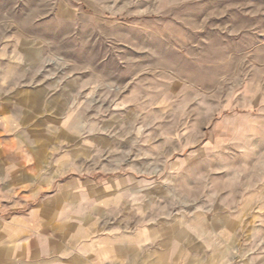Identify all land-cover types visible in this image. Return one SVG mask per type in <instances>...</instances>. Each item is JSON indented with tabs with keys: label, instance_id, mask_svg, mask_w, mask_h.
I'll return each mask as SVG.
<instances>
[{
	"label": "rangeland",
	"instance_id": "obj_1",
	"mask_svg": "<svg viewBox=\"0 0 264 264\" xmlns=\"http://www.w3.org/2000/svg\"><path fill=\"white\" fill-rule=\"evenodd\" d=\"M0 97L81 215L264 264V0H0Z\"/></svg>",
	"mask_w": 264,
	"mask_h": 264
},
{
	"label": "crops",
	"instance_id": "obj_2",
	"mask_svg": "<svg viewBox=\"0 0 264 264\" xmlns=\"http://www.w3.org/2000/svg\"><path fill=\"white\" fill-rule=\"evenodd\" d=\"M9 105L0 97V264H215L214 249L204 242L159 236L152 244L150 231L140 236L102 216L81 215L80 180L68 190L66 183L53 188L54 164L16 145V111Z\"/></svg>",
	"mask_w": 264,
	"mask_h": 264
},
{
	"label": "clouds",
	"instance_id": "obj_3",
	"mask_svg": "<svg viewBox=\"0 0 264 264\" xmlns=\"http://www.w3.org/2000/svg\"><path fill=\"white\" fill-rule=\"evenodd\" d=\"M181 2H182V0H181ZM178 15H179V13H178Z\"/></svg>",
	"mask_w": 264,
	"mask_h": 264
}]
</instances>
